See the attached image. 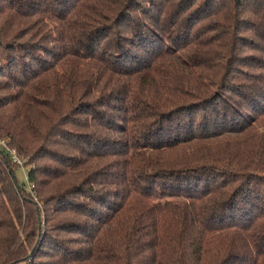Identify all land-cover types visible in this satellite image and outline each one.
Instances as JSON below:
<instances>
[{
	"label": "trees",
	"instance_id": "16d2710c",
	"mask_svg": "<svg viewBox=\"0 0 264 264\" xmlns=\"http://www.w3.org/2000/svg\"><path fill=\"white\" fill-rule=\"evenodd\" d=\"M3 62L0 264H264V0H0Z\"/></svg>",
	"mask_w": 264,
	"mask_h": 264
},
{
	"label": "rangeland",
	"instance_id": "374dc122",
	"mask_svg": "<svg viewBox=\"0 0 264 264\" xmlns=\"http://www.w3.org/2000/svg\"><path fill=\"white\" fill-rule=\"evenodd\" d=\"M145 25L146 26H148V28H150L152 31H154V33H155V35H157V36H159V37H164L165 38V41L167 42V38H166V36L164 35V34H162L160 31H158L156 28H154L149 22H147V21H145ZM115 27V26H114ZM48 29H52V25L48 28ZM115 30L114 31H119V32H121V28H119V27H116V28H114ZM49 30V31H50ZM97 35V34H96ZM97 37H98V35H97ZM22 41V40H21ZM21 41H19V42H21ZM23 42L25 43V42H29L30 44H32V45H35L36 47H40V45H42V43H40L39 42V40L38 39H31V38H28V37H26V38H24L23 39ZM165 43V42H164ZM36 54H38V52H35ZM181 61L183 60V58L182 57H180L179 58ZM28 61V60H27ZM5 66V63L3 62V63H0V73H3V67ZM181 71V69L180 68H178V71H176L175 69H174V71L173 70H169V69H166V70H163L162 71V73H164V76H167V73H169L170 75L172 74V76L175 78V82L179 79V81H180V79H184V78H186V77H184V76H182V71ZM201 70L198 68V69H195V68H192L191 69V72L195 75L196 73H198V72H200ZM175 72H180L179 74H181V76H178V75H176L175 74ZM173 74H175V75H173ZM192 81V80H191ZM180 83H181V85L183 86V83H182V81H180ZM185 87V86H184ZM214 90V89H213ZM216 91H218V90H216ZM5 93H8V92H5ZM190 92L188 91V92H186V94L187 95H190L189 94ZM188 101H190V99H188ZM20 159L23 161V165L25 166V164L27 163V161L24 159V158H22V157H20ZM29 168H30V166L28 165L27 167L25 166L24 167V169H23V171L20 169V168H17L16 170H15V176H16V179H17V182H18V184L19 185H22L24 182H25V178H24V174H26L27 173V171L29 170ZM23 172H24V174H23Z\"/></svg>",
	"mask_w": 264,
	"mask_h": 264
},
{
	"label": "built area",
	"instance_id": "2783aa9c",
	"mask_svg": "<svg viewBox=\"0 0 264 264\" xmlns=\"http://www.w3.org/2000/svg\"><path fill=\"white\" fill-rule=\"evenodd\" d=\"M0 153L4 156H8L11 160V162L15 165H17L22 171L24 169L23 161L20 159V157L17 156L15 151L11 148H9L7 140L0 138ZM24 174V172H23ZM27 173L24 174L25 183L27 184ZM32 188V186H31ZM26 264V263H24Z\"/></svg>",
	"mask_w": 264,
	"mask_h": 264
}]
</instances>
